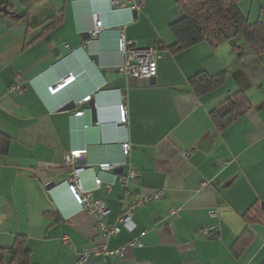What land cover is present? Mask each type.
Segmentation results:
<instances>
[{
	"label": "crops",
	"instance_id": "obj_1",
	"mask_svg": "<svg viewBox=\"0 0 264 264\" xmlns=\"http://www.w3.org/2000/svg\"><path fill=\"white\" fill-rule=\"evenodd\" d=\"M145 1L135 13L115 9L111 0H45L31 28L0 17V133L9 139L6 153L0 149V250L7 251L6 264L19 238L31 264H78L98 243L94 218L67 184L72 170L63 157L72 150L87 151L77 165L85 168L82 182L91 199L108 205L107 225L117 224L142 195L165 190L164 199L134 211L133 232L122 228L108 244L114 251L140 238L142 246L122 259L106 257L107 264H264V223L248 226L243 218L254 206L264 217V55L241 65L229 43L214 41L171 54L176 39L170 27L185 15L180 0ZM197 4L185 2L192 11ZM239 9L251 23H264V0H242ZM59 13L63 22L48 30ZM95 15L103 31L90 41ZM121 28L138 36L141 48L165 49L154 86L119 75ZM239 68L250 85L252 109L220 132L211 113L242 89L235 78ZM203 72L227 73L226 82L198 96L190 81ZM17 75L28 81L23 94L12 90ZM69 75L76 81L51 95L48 87ZM122 93L127 127L117 124ZM90 95L93 109L82 108L85 115L75 117L77 103ZM125 142L132 146L129 158ZM102 164L114 170L102 171ZM130 169L141 172L140 181L124 187L119 179ZM212 210L221 226L217 239L203 233L217 221L209 217ZM247 229L252 242L237 258L234 245Z\"/></svg>",
	"mask_w": 264,
	"mask_h": 264
},
{
	"label": "trees",
	"instance_id": "obj_2",
	"mask_svg": "<svg viewBox=\"0 0 264 264\" xmlns=\"http://www.w3.org/2000/svg\"><path fill=\"white\" fill-rule=\"evenodd\" d=\"M45 0H22V12H17L10 0H0V9L6 7L9 14L1 13L0 17L9 18L16 22H27L32 27V17L39 5ZM180 0L179 5L184 10V17L171 25V31L175 36L176 42L169 48L171 54H177L189 50L203 42H211V33L205 27V22L209 23L212 17L208 16L203 22L201 15L203 11H216V18L220 23L215 27L213 34L217 39L215 43L227 42L236 54L238 61L243 65L249 58L264 55V23L258 21L251 23L249 18L243 15L239 9L242 0H198L197 9L190 10L185 2ZM64 20V14H55L50 20L48 30L59 26ZM158 49L165 51L161 47ZM227 73L211 76L207 73H200L190 81L193 91L198 96L211 93L226 82ZM235 78L242 85V89L229 97L225 102L222 111L211 113L214 125L220 132H224L228 126L242 115L252 109V104L247 96L250 88L249 83L242 75L239 68L235 72ZM9 139L0 133V149L6 153ZM256 206L244 215V220L248 226L256 223H264V217ZM252 242V235L248 229L234 245V255L239 258ZM7 251L0 250V262H4ZM12 260L9 264H31V253L26 247V241L19 238L15 246L9 250ZM6 264V263H5Z\"/></svg>",
	"mask_w": 264,
	"mask_h": 264
},
{
	"label": "built area",
	"instance_id": "obj_3",
	"mask_svg": "<svg viewBox=\"0 0 264 264\" xmlns=\"http://www.w3.org/2000/svg\"><path fill=\"white\" fill-rule=\"evenodd\" d=\"M112 6L115 9L129 7L135 13H139L144 10L146 1L145 0H111ZM103 31V24L99 20L98 16H94V28L88 33V38L90 41L95 40ZM140 38L134 35H128L125 28L120 30L119 39V51L124 57L123 64L119 67V75L127 79H145L151 81L156 79L158 71V63L166 56V51L160 50L158 48H141L138 46ZM76 81L74 75H69L65 79L59 81L58 83L48 87V91L51 95H57L65 88L70 86ZM28 81L17 75L15 83L12 90L18 91L19 93H24L26 91V85ZM120 103L118 105L119 120L118 125L122 127H127L129 124V109L127 102V95L125 93L120 94ZM93 96L90 95L86 97L80 103L76 105L75 117H83L85 112L82 110L85 104L92 101ZM122 151L125 158H129L132 152V146L129 142L122 144ZM87 156V151L72 150L66 153L63 157V163L65 166L72 170V175L69 178L67 184L70 192L75 198L76 203L82 209L83 212L89 214L94 218L96 224V230L99 234V241L95 244L92 249L85 251L78 264H107L105 259L108 256H116L117 258H124L129 249L134 247H141V239H135L134 242L130 243L126 247L118 250L110 251L108 244L113 236H117L121 233L122 228L127 229L129 232H133L136 228L133 222V213L136 209H143L150 205L151 203L161 201L165 197V190H156L150 192L146 195H142L141 198L131 207L124 215L120 217L117 224L107 225L105 223V218L110 214V209L108 205L103 200H92L91 193L86 191L83 187L82 173L85 168L81 165H77L79 161H82ZM102 171H112L114 167L110 164H102L99 167ZM141 172L136 169H130L127 176H122L119 182L127 187L130 183H136L140 181ZM103 186L100 179L96 180V190L101 189ZM109 189L111 187H108ZM172 214L176 215L177 212L172 210ZM209 217L211 219L217 220L214 224L204 228L203 233L207 235L210 239H217L221 233L220 222L218 221V211L212 210L209 212ZM64 244H69L70 239L65 238L63 240ZM102 257L104 261L102 263H90L91 258ZM0 264H5L0 262Z\"/></svg>",
	"mask_w": 264,
	"mask_h": 264
},
{
	"label": "rangeland",
	"instance_id": "obj_4",
	"mask_svg": "<svg viewBox=\"0 0 264 264\" xmlns=\"http://www.w3.org/2000/svg\"><path fill=\"white\" fill-rule=\"evenodd\" d=\"M12 6H14L15 10H17V12H22V8H21V2L22 0H10ZM216 11H203V14L201 15L203 22L207 19L208 16L212 17V20L209 23L205 22V27L208 28L209 32L211 33V39L213 41H216L217 39L215 38V36L213 34H215L216 32V26L220 23L219 19L216 18Z\"/></svg>",
	"mask_w": 264,
	"mask_h": 264
},
{
	"label": "water",
	"instance_id": "obj_5",
	"mask_svg": "<svg viewBox=\"0 0 264 264\" xmlns=\"http://www.w3.org/2000/svg\"><path fill=\"white\" fill-rule=\"evenodd\" d=\"M1 13L9 14L10 12L8 11V9L6 7H4L2 9H0V14ZM92 58L94 60H97L96 57H92ZM150 84L154 86L156 84V79L151 80L150 81ZM83 108H85L87 110H92L93 109V106H92V104L88 103V104H85Z\"/></svg>",
	"mask_w": 264,
	"mask_h": 264
},
{
	"label": "bare ground",
	"instance_id": "obj_6",
	"mask_svg": "<svg viewBox=\"0 0 264 264\" xmlns=\"http://www.w3.org/2000/svg\"><path fill=\"white\" fill-rule=\"evenodd\" d=\"M55 96V95H54Z\"/></svg>",
	"mask_w": 264,
	"mask_h": 264
}]
</instances>
